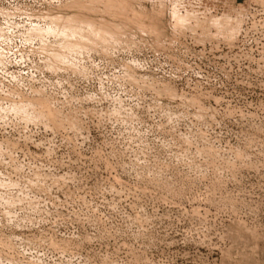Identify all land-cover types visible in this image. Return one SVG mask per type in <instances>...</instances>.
Listing matches in <instances>:
<instances>
[{
  "label": "rangeland",
  "instance_id": "374dc122",
  "mask_svg": "<svg viewBox=\"0 0 264 264\" xmlns=\"http://www.w3.org/2000/svg\"><path fill=\"white\" fill-rule=\"evenodd\" d=\"M198 11L197 26L161 57L162 71L110 58L104 75L116 82L102 113H53L73 131L54 138L55 130L28 125L22 138L0 126V219L26 225L0 229V264L19 260L17 245H31L39 264H96L125 245L127 264H264V16L236 0H202ZM92 15L0 0V81L7 84L5 72L33 74L41 67L33 53L76 35ZM168 19L184 25L180 12ZM146 76L151 86L137 92L134 82ZM113 137L124 145L119 164L105 152ZM68 216L80 219L75 234ZM49 242L63 255L49 260Z\"/></svg>",
  "mask_w": 264,
  "mask_h": 264
},
{
  "label": "clouds",
  "instance_id": "9594fccd",
  "mask_svg": "<svg viewBox=\"0 0 264 264\" xmlns=\"http://www.w3.org/2000/svg\"><path fill=\"white\" fill-rule=\"evenodd\" d=\"M32 2L33 4L49 3L57 7H80L84 12L93 13L89 23L81 26L76 35L70 34L68 40L50 44L46 52L41 49L33 53L41 56V67L36 68L33 74L22 78L11 76L9 79L11 74L5 72L4 80L7 84L0 81V112L4 113L5 122L0 126L7 131L8 126L12 125V131H20L22 135L24 132H31L28 125H33L37 130L43 125L45 132L55 130L54 138L61 129L66 132L74 130L70 119L95 115L93 108L97 113L103 112L101 106L110 99L107 95L109 88L106 86L116 82L115 76L109 79L104 75L105 69L113 63L110 58L119 60L123 54L124 57L131 58L124 63V67L129 70L140 68L146 72H160L164 68V65L159 63L160 59L169 50L170 43L175 44L186 31H191L197 26L204 16L198 11L202 0H63V2L32 0ZM236 2L247 5L249 9L264 16V0H236ZM144 4H150L151 8L141 9V5ZM175 12L181 13L183 26L168 19V14ZM170 28L175 30L170 31ZM5 43L8 41L6 40ZM69 43L79 51L70 53ZM152 53H155L154 58ZM137 54L144 58L137 60ZM94 55L102 59L97 61L93 58ZM153 65L159 67L153 68ZM44 72L52 73L55 79L44 78ZM60 73L66 74L67 78L57 75ZM37 74L40 76L39 80L36 79ZM73 77L77 79L73 80ZM86 81L89 83H85ZM95 81H100L99 89L96 88ZM151 84L152 81L146 76L143 80L137 79L133 87L139 92ZM64 85L68 86L67 89ZM130 98L133 101L136 99L135 96ZM132 106L140 107L135 103ZM65 110L71 114L70 119L65 118L61 121L53 117V113H65ZM123 111L128 112V109ZM9 116L12 117L11 120L8 119ZM260 131L264 132V129ZM122 149L124 145L117 137H113L105 146L108 158L117 164L124 155ZM148 176H151V173H148ZM15 220V216H9L6 222L0 219V229L26 226L20 222L14 223ZM66 223L73 226V234H75V226L80 225V219L73 221L72 216H68ZM82 227L87 232V225ZM94 239H98L95 232L87 236L88 243ZM40 243L43 244L45 241L41 240ZM17 247L19 252L16 255L19 260H14L10 264H34V262L39 264L37 258L32 256L31 245L28 247L17 245ZM48 249L49 260H52L57 252L61 256L64 253V249L55 243L49 242ZM127 249L128 246L125 245L123 249L117 248L107 254L101 252L96 258V264H127L129 259L125 255ZM44 254L40 253V255ZM137 264L140 262L137 261Z\"/></svg>",
  "mask_w": 264,
  "mask_h": 264
}]
</instances>
